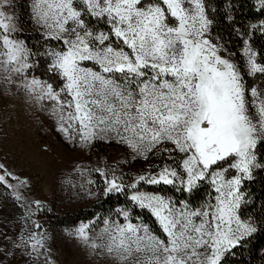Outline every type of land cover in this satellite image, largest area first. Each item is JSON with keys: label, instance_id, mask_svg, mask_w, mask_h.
Wrapping results in <instances>:
<instances>
[{"label": "snow or ice", "instance_id": "1", "mask_svg": "<svg viewBox=\"0 0 264 264\" xmlns=\"http://www.w3.org/2000/svg\"><path fill=\"white\" fill-rule=\"evenodd\" d=\"M11 7L12 0H0L4 94L23 93L82 149L105 141L127 146L132 160H161L136 175L120 170V162L76 166L82 178H100L79 184L88 197H126L70 233L101 264H226L264 230V220L245 214L246 182L264 169V155H257L264 146V83L245 80L264 77V55L253 46L257 32L264 36V19L232 29L243 42L240 64L231 42L213 35L206 0H36L39 47L16 38L15 16L5 10ZM256 9L264 15V0ZM42 62L52 82L35 75ZM28 183L0 164V184L25 213L18 241L0 235L34 262L43 255V264H55L46 230L32 219L50 209L24 194ZM146 185L171 186L185 198L143 191ZM202 188L204 199L191 203ZM136 209L154 218L159 235L144 215H133Z\"/></svg>", "mask_w": 264, "mask_h": 264}, {"label": "rangeland", "instance_id": "2", "mask_svg": "<svg viewBox=\"0 0 264 264\" xmlns=\"http://www.w3.org/2000/svg\"><path fill=\"white\" fill-rule=\"evenodd\" d=\"M35 2L36 0H12V7L5 9L9 15L15 16L17 27L20 29V34L16 38L25 40L29 47H39L43 42L39 25L33 19ZM213 35L217 33L213 31ZM218 35L223 37L221 34ZM223 39L227 40L225 37ZM233 44V42L229 44V49L237 53ZM242 47L243 42L238 47L239 53ZM254 48L256 49L255 46ZM40 51H43V48H40ZM241 60L243 61L241 54L239 57L236 55V61L241 63ZM44 69L45 65L42 62L35 75L52 82ZM262 83L264 78L251 86H260ZM125 161L130 163H124ZM105 162L110 165L120 162V170L136 175L150 170L152 164H160L161 160L159 158L147 161L139 158L132 160L131 151L127 146L105 141H97L90 150L82 149L78 142L70 141L59 131L54 118L47 112L39 111L23 93L15 96L6 95L0 88V164L29 182L23 190L25 195L43 200L50 209L37 213L32 219L42 224L40 231L46 230L50 259L55 264H101L99 257L91 255L89 249L70 234L81 222L87 223L95 219V215L78 222H71L63 216L92 209L101 201L103 197L99 199L88 197L83 189L79 188L84 179L99 181V176L92 173L82 178L75 169L77 165L87 168L103 167ZM9 182L15 183L12 180ZM73 184L76 187H73ZM151 186L162 185H146L142 190L159 192L149 189ZM120 206L122 205L117 207ZM99 213L107 214L103 209L96 212ZM24 214L19 202L11 195V190L0 184V234H6L18 241L25 227L21 219ZM133 215L135 216L134 213ZM120 222L123 223V220ZM135 222L133 220V223ZM30 226L29 223L28 227ZM102 227L103 224L98 223L95 231L98 232ZM6 251L9 254L5 255ZM27 251L14 249L10 243L5 242L3 235H0V264H43L45 259L43 255L39 261L34 262L32 257L27 255Z\"/></svg>", "mask_w": 264, "mask_h": 264}, {"label": "trees", "instance_id": "3", "mask_svg": "<svg viewBox=\"0 0 264 264\" xmlns=\"http://www.w3.org/2000/svg\"><path fill=\"white\" fill-rule=\"evenodd\" d=\"M206 5L209 9L210 17H214L216 22L213 31L233 42L236 45V52L239 57L240 53L238 47L242 44V41L236 38V34L232 29H243L249 23H256L259 19H264V15L256 9V0H206ZM229 5L231 8L228 7ZM213 9L215 11H213ZM25 10L26 8L24 12ZM229 14L234 18L235 24L228 19ZM253 45L256 47L257 51L264 55V36H261L257 32ZM260 62L264 63V60H260ZM240 64H243L242 60ZM262 78L264 77H261L259 74L256 76H245V80L250 86L258 83ZM257 152L258 156L264 155V146L258 145ZM149 189L164 194L174 195L179 199L185 198L184 195L178 194L177 192L175 193V190L170 186H151ZM245 190L250 193L251 200V203L245 208V214L252 216L258 222L264 220V169H256L254 178L246 182ZM207 191V188H202L198 193L194 194L190 202L198 204L204 199ZM125 203L126 197L124 196L113 195L110 199L108 197H103L92 209L68 214L63 216V218L71 222H78L83 219L92 218L99 209L108 212L109 209H114ZM101 204H103V207L100 206ZM133 213L135 215H144V220L152 224L153 227L156 228L157 234H160L158 226L153 223L154 218L147 214H143L139 209L134 210ZM225 261L226 264H264V230H258L245 247L236 249L234 255H227Z\"/></svg>", "mask_w": 264, "mask_h": 264}]
</instances>
